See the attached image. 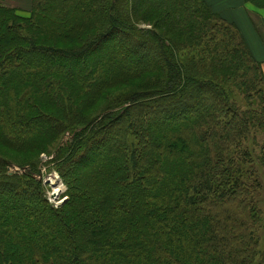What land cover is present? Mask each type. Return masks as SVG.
I'll return each instance as SVG.
<instances>
[{
  "label": "trees",
  "instance_id": "obj_1",
  "mask_svg": "<svg viewBox=\"0 0 264 264\" xmlns=\"http://www.w3.org/2000/svg\"><path fill=\"white\" fill-rule=\"evenodd\" d=\"M6 1L0 151L32 165L57 147L68 200L0 154V264H264L246 148L264 73L240 30L205 0H32L27 16Z\"/></svg>",
  "mask_w": 264,
  "mask_h": 264
},
{
  "label": "rangeland",
  "instance_id": "obj_2",
  "mask_svg": "<svg viewBox=\"0 0 264 264\" xmlns=\"http://www.w3.org/2000/svg\"><path fill=\"white\" fill-rule=\"evenodd\" d=\"M31 2L32 0H8L4 4L5 6L10 7V8H12L11 7L12 5L16 6V8L18 6L19 7L18 10L24 12L25 9L28 8L29 4H31ZM15 3H17V5ZM140 27L141 29H145L149 31L154 30V28L148 22L145 24H142ZM123 92L128 94L126 90L124 91L122 90L117 93H114V95L112 96V99L118 100V104H121L122 102L120 101V99H118V97H121L123 95ZM233 95H234V98L239 100L240 104L244 106L243 111H246L248 103L243 99L244 97L241 95L238 96L236 94H233ZM111 102L112 100L109 101V104ZM104 111H105V104L101 102L96 106L95 109H93L92 113L97 112V114L103 115L105 113ZM69 139L70 137H68L67 135L66 137H64L63 143H68ZM263 141H264V136H263L262 131L253 130L249 141L246 143V148L250 149L254 153L253 154L254 164L252 167L254 169L256 168L260 169L261 178L259 177V179L262 183H264V167L260 163V159H261L260 147L263 144ZM56 148L55 150L58 151V149ZM53 150L54 149H52L51 154L41 153L38 158L34 159L35 161L32 159H30V161L32 160L33 163L35 162L34 165L36 164L38 168L41 169V173L44 178L43 187L45 188V191H46V197L48 198L51 204L55 205L56 207H59V206H62L66 200H68V197H67L68 190L60 174L56 172V170H54L53 168L52 160H53V153L55 152V150L54 151ZM0 154L3 158L8 160V163H9L8 164L9 167L7 169L8 175L22 176V175H25L26 173L34 172L32 168L33 163L32 165H27L26 162L28 160L24 159L23 156L14 154L11 152L3 151V150L0 151ZM258 175H260V172ZM261 196H262V199H264V190L261 192Z\"/></svg>",
  "mask_w": 264,
  "mask_h": 264
},
{
  "label": "crops",
  "instance_id": "obj_3",
  "mask_svg": "<svg viewBox=\"0 0 264 264\" xmlns=\"http://www.w3.org/2000/svg\"><path fill=\"white\" fill-rule=\"evenodd\" d=\"M213 11L233 23L243 35L252 56L261 64L264 73V9H258L245 0H205ZM17 5V3H15ZM18 10L19 7L11 6ZM31 4L21 16H27Z\"/></svg>",
  "mask_w": 264,
  "mask_h": 264
}]
</instances>
